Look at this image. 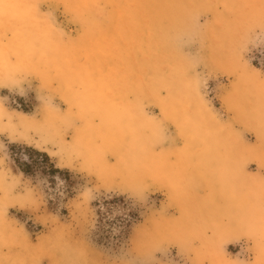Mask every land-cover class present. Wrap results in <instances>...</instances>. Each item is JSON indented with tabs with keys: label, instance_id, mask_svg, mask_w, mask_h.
<instances>
[{
	"label": "rangeland",
	"instance_id": "obj_1",
	"mask_svg": "<svg viewBox=\"0 0 264 264\" xmlns=\"http://www.w3.org/2000/svg\"><path fill=\"white\" fill-rule=\"evenodd\" d=\"M0 264H264V0H0Z\"/></svg>",
	"mask_w": 264,
	"mask_h": 264
}]
</instances>
